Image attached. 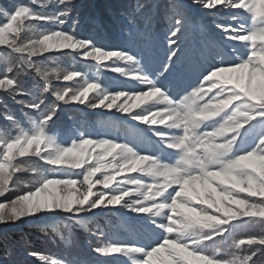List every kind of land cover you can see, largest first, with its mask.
Wrapping results in <instances>:
<instances>
[{
  "label": "snow or ice",
  "instance_id": "snow-or-ice-1",
  "mask_svg": "<svg viewBox=\"0 0 264 264\" xmlns=\"http://www.w3.org/2000/svg\"><path fill=\"white\" fill-rule=\"evenodd\" d=\"M191 4L209 23L172 2L161 31L152 6L137 3L121 47L80 34L78 0L0 5V198L14 193L0 200V233L53 219L89 233L91 258L28 256L264 264V0ZM58 56L92 61L125 86L45 66ZM65 109L105 119L73 118L62 131ZM11 255L5 247L0 264H17Z\"/></svg>",
  "mask_w": 264,
  "mask_h": 264
},
{
  "label": "trees",
  "instance_id": "trees-1",
  "mask_svg": "<svg viewBox=\"0 0 264 264\" xmlns=\"http://www.w3.org/2000/svg\"><path fill=\"white\" fill-rule=\"evenodd\" d=\"M15 0H0V5L10 7ZM22 3H29V0H20ZM180 3L187 7L190 15L194 16L201 23H209V17L202 15L201 10L191 4V0H78L80 5L77 19L79 20V32L81 35L90 36L97 42L107 47L124 46L128 37L125 31L126 21L125 13L131 11L137 3L150 4L151 12L158 14L159 27L161 31L166 30L164 25L166 21L159 19L168 12L167 6L172 3ZM51 11V9H49ZM156 25L154 24V30ZM45 66L50 68H60L61 70H79L85 73L89 78H99L101 82L110 87L125 86V78L119 77L115 73L101 71L97 72L94 62L86 61L75 56H63L54 61H45ZM57 86H63V81L54 82ZM70 83V82H68ZM71 108V106H70ZM100 110H95L99 112ZM73 118L84 119L89 124L99 128L105 117L93 114V110L82 109L76 113L65 109L60 113V129L66 130L71 124ZM134 123V122H130ZM118 125L119 122L116 121ZM113 135H119L117 128L112 131ZM20 186L28 183L32 175L20 174ZM14 193H8L0 200L10 199ZM39 226L20 223L18 226H12L4 229L0 235L7 238L6 245L0 246V260H3L5 247L11 249L12 255L8 257L17 264H42L38 258L28 256L29 251H35L50 259L62 260L66 258L70 251L80 253L85 258L90 253L89 233L80 225L74 222H68L63 219L44 220L38 222ZM248 232L258 231V229H248ZM124 238L123 236L121 237ZM226 248V246H223ZM127 264L131 261L126 257L122 258Z\"/></svg>",
  "mask_w": 264,
  "mask_h": 264
},
{
  "label": "rangeland",
  "instance_id": "rangeland-1",
  "mask_svg": "<svg viewBox=\"0 0 264 264\" xmlns=\"http://www.w3.org/2000/svg\"><path fill=\"white\" fill-rule=\"evenodd\" d=\"M42 222H44V221H42Z\"/></svg>",
  "mask_w": 264,
  "mask_h": 264
}]
</instances>
